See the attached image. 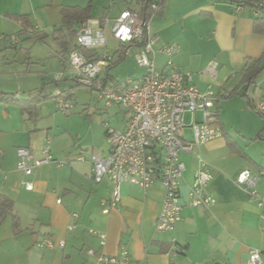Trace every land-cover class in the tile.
I'll list each match as a JSON object with an SVG mask.
<instances>
[{
	"label": "crops",
	"instance_id": "obj_1",
	"mask_svg": "<svg viewBox=\"0 0 264 264\" xmlns=\"http://www.w3.org/2000/svg\"><path fill=\"white\" fill-rule=\"evenodd\" d=\"M11 1L13 3L9 8L13 13L0 11L1 15H7H0V23L18 28L6 36L24 32L21 43L34 39L33 34L46 33L49 36L50 33L44 29L46 27L42 29L37 24L35 31L28 28L31 26L30 18L39 11L57 9L61 24L53 25V34L56 29L64 28L63 7H90V19L104 21L103 28L113 57V64L105 71L104 78H109V70L116 61L122 62L126 58L130 48H135L138 53L137 45L118 43L112 36L111 27L126 9L140 14L144 10L143 0H123L125 6L118 9L115 15L111 6L106 14L95 15V0L88 3H83L85 0H28L25 9L22 4L19 6L15 0ZM111 1L117 6L116 0ZM240 4L244 5L241 13L237 12ZM261 16L264 17V11ZM261 16L255 15L245 0H162L159 10L152 12L147 27L150 35L159 38L155 50L166 44L179 46L180 52L174 61L178 67L193 72L194 83L199 89L206 90L212 85L216 90L224 89L232 94L237 90L234 96L243 92L242 96L250 108V101L256 105L264 100V94L257 95V84L253 90L255 97L249 96L250 88L257 82L264 65L252 83L243 81L244 68L252 60L263 59L264 63V34L255 31V20ZM17 20L26 22L27 26H20ZM110 37L117 44L114 50L110 46ZM73 49L74 45H70L65 54ZM98 53L101 51L98 50ZM59 54L60 61L66 62V59H61L62 53ZM156 60L158 67H165L166 57L163 54H157ZM212 61L218 63L216 78L206 73ZM19 73L24 81L16 86L20 91L10 92L0 88V95L20 94V100L36 98L39 90H42V96L54 95L47 92L46 85L41 87L40 77L36 83L34 78L26 76L32 73L40 75V72L27 69ZM67 79L75 82L71 71L60 81ZM23 90H26L25 94ZM218 106L223 136L201 146L193 155H181L185 165L180 187L182 219L174 231L158 232L157 220L164 199V189L160 183L147 192L125 184L121 187L118 206L108 213L103 211L101 201L111 198L112 185L109 180L101 184L91 180V156L106 157L110 149L100 118L90 114L86 118L80 115L85 118L84 127L70 131L66 126L59 125L61 122L57 113L52 115L53 111L59 110H52V103L48 100L38 104L34 114L23 110L18 104L0 101V195L13 203V213L2 224L11 223L13 232L10 240L27 255L37 253L35 255L41 257L42 264H99L88 255L89 249L112 256L119 254L124 246L129 248L136 264H249L250 250L253 248L261 250L264 263V212L249 193L234 182L243 170L264 173V137L260 135L250 140L259 144L260 151L249 153L242 142L228 132L221 118V104ZM122 111L124 116L118 123L121 128L115 127L119 131L125 130L128 117V112ZM260 115L264 119V114ZM239 133L247 140L241 131ZM48 135L52 136V155L67 164L61 168L55 164L43 165L35 171L34 176L25 177L17 170L16 150L29 148L40 158ZM80 156H84L85 160L79 161ZM198 157L213 174L206 190L217 201L210 209L191 208L188 204L189 189L200 167ZM23 182L32 183L33 190H27ZM257 188L264 195V175ZM75 213L79 215L78 219L73 217ZM15 217L19 222L17 229L14 226ZM72 225L76 226L75 230L69 229ZM89 229L107 234L106 245L101 246L100 240L90 234ZM46 238L52 239L54 248L38 246ZM60 242L65 243L64 248L58 246Z\"/></svg>",
	"mask_w": 264,
	"mask_h": 264
},
{
	"label": "built area",
	"instance_id": "obj_2",
	"mask_svg": "<svg viewBox=\"0 0 264 264\" xmlns=\"http://www.w3.org/2000/svg\"><path fill=\"white\" fill-rule=\"evenodd\" d=\"M162 0L152 4V11L157 12ZM255 15L261 16L264 11V1L246 0ZM244 5L237 6L241 13ZM103 20L89 19L85 26L76 33L77 44L83 50H100L96 57H90L81 50L68 52L67 63L71 68L77 85L96 89L100 99L106 105H117L128 112L126 128L119 131L105 125L106 136L110 146L106 157L91 156V180L101 184L109 180L112 185V195L109 200H102L101 206L105 213L118 206L121 201V187L131 184L147 192L156 183L164 189L162 210L157 220L158 232L174 231L182 219L183 206L180 203V187L184 176L185 165L181 160L182 154L193 155L197 150L223 136L219 124V113L214 111L219 103L232 97V93L210 85L206 90L199 89L194 83L191 71L178 67L174 61L180 52L177 44L163 45L159 50L154 46L159 40L148 32L147 23L136 11L126 9L114 20L111 27L113 38L121 45H137V64L145 70L138 79L123 82L110 81L104 78L105 71L112 66L113 57L103 28ZM21 39L12 36L6 41V46H18ZM166 57L164 68L158 67L156 56ZM218 63L212 61L206 73L212 78L217 77ZM63 76H58L62 80ZM106 82V85H105ZM20 98V94L16 95ZM57 110L67 112L71 106L63 94L55 95ZM257 112L264 114V100L256 104ZM204 113L202 121L196 115ZM193 116L192 137L186 135V115ZM52 136L48 135L42 151V157H36L29 148L20 147L16 150L17 170L25 177L34 176L35 171L43 165L55 164L61 168L67 163L54 158L51 151ZM0 151V172H1ZM200 167L195 173L188 197L191 208L210 209L216 204V198L207 193V186L213 179L208 165L200 158ZM79 161L85 157L80 156ZM264 173L255 174L243 170L234 179L237 186L244 188L254 200L258 208L264 212V195L258 190V184ZM26 189L31 191L34 186L23 182ZM60 203V200H58ZM75 219L78 214H73ZM264 218V214H262ZM76 226H70L75 230ZM88 232L100 240L101 246L106 245L107 234L95 229ZM40 248H54L51 238L39 243ZM64 248L65 243L58 244ZM88 255L95 258L99 264H136L128 247L121 248L117 255L98 254L89 249ZM249 264H264L262 252L253 248L250 250Z\"/></svg>",
	"mask_w": 264,
	"mask_h": 264
},
{
	"label": "rangeland",
	"instance_id": "obj_3",
	"mask_svg": "<svg viewBox=\"0 0 264 264\" xmlns=\"http://www.w3.org/2000/svg\"><path fill=\"white\" fill-rule=\"evenodd\" d=\"M26 1L28 0H15V4H19V6L22 4L23 9H25L26 6L28 7ZM88 1L89 0H85L83 3H88ZM116 1L117 6H115L111 0H95V15H102V13L106 14L107 11L110 10V6L113 8V15H115L118 9L125 6L123 0ZM12 3L11 0H0V11L13 13L10 12L13 11L11 10L12 8H9ZM104 8L107 9L104 10ZM56 12L57 9L49 12L39 11L32 16V19L30 18L31 26H28V28L31 31H35V25L38 24L42 29L43 27H46L44 29L50 34L42 41H37L35 39L24 40L20 45L24 50L6 47V41L10 38L6 35L16 31L18 28L16 27L17 29H15L13 27L15 25H9L8 23H0V88L10 92L20 91L19 88H16L18 84L24 83V81L21 80L20 71L30 69L32 71L40 72V75L32 73L26 76L34 78L36 83L39 82L40 77L41 87L46 85L47 92H53L54 95L61 92L66 102L71 106V109L67 112L60 110L52 112V115L57 113L59 116L58 120L61 122L59 125L66 126L70 131H77L84 127L83 119L90 114L94 117L100 118L102 126H105L108 123L114 129L119 130L115 127L119 126L121 128L118 123L123 119L124 111L122 110L124 109H121L117 105H106V101L100 99V93L96 89L77 85L75 82L68 79L64 81L58 80V76H63L64 78L65 74L71 71V68L65 61H60L59 53L62 49L51 34L53 25L58 24L60 26L61 24L60 17L57 18ZM4 16L7 15H1V17ZM17 19L19 20V18ZM18 20L17 22L20 23ZM20 26L26 27V22L20 23ZM75 43L76 36H73L71 46ZM110 46L112 47V50L117 47V44L111 37ZM28 58L31 60L30 63L28 62ZM144 74L145 70L137 64V50L135 48H130L126 58L122 62L116 61L112 69L109 70V79L114 82H123L129 79L141 78ZM256 81L257 82H254V85L249 91V96L251 98L255 97L253 93L255 84L258 86L257 95L261 96L264 94V70L259 74ZM228 88H230V85L227 89ZM24 91L26 93V90H23V94H25ZM242 94L224 99L220 102L221 118L227 127L228 132L236 139L240 140L249 153H257V151H260L259 144L251 143L250 140L257 138L260 135L264 137V119L259 112L253 111L247 106L246 100ZM54 99L55 98L47 99L49 103H52V110H56ZM97 110H103V112ZM214 111H218L220 115L219 106H217ZM80 115H83L85 118L80 117ZM197 117L199 121H202L204 119V113L199 112ZM70 119L71 121H68ZM192 119L193 116L191 114L186 115V134L188 137H191L192 135L191 128H189L190 125H192ZM239 131L246 136L247 140L243 138ZM12 232L13 229L11 223H7L6 225L2 224L0 226V264H42L41 257L35 255L37 253L32 252L30 255H27L18 249L16 243L10 240Z\"/></svg>",
	"mask_w": 264,
	"mask_h": 264
},
{
	"label": "trees",
	"instance_id": "obj_4",
	"mask_svg": "<svg viewBox=\"0 0 264 264\" xmlns=\"http://www.w3.org/2000/svg\"><path fill=\"white\" fill-rule=\"evenodd\" d=\"M260 1V0H257ZM264 1V0H262ZM157 2V0H143L144 4V10L140 13V16L142 18H145V22L148 23L149 18L152 14V4ZM245 3L248 5V3L245 0ZM61 15L63 19V27L64 28H58L53 32V38L57 42V44L61 47L62 55L61 59H66L67 62V57L68 53L65 54V50L68 49V47L72 44V37L76 36V33L78 32L79 29L85 26L86 22L90 19V7L89 8H81V7H73V6H65L61 9ZM22 19V18H20ZM255 31L257 33L264 34V17H257L255 20ZM13 36H17L20 39L22 36H24V32H20L18 34H15ZM33 38L37 41H42L47 37L46 33H37L33 34ZM12 37V36H9ZM21 43V42H20ZM17 50H24L20 48V44L18 46L12 47ZM64 49V50H63ZM73 50H81L85 52L87 55L90 57H96L99 53L98 50H83L76 42L74 44V49ZM120 51V50H119ZM125 53V52H124ZM123 53V55H124ZM264 58V56L262 57ZM28 62H31L30 58H28ZM263 59H256L252 60L249 65H247L244 68V79L243 81L245 83H252L256 76L262 71L264 63ZM68 64V63H67ZM42 90H39L37 92V97L31 100H20L16 97V95H11V94H1L0 95V101L6 102V103H15L18 104L20 107H23V110H27L30 113H36L37 112V106L41 102L47 99L54 98V95L50 96H42L41 94ZM237 92L234 91L232 94V97L235 95ZM250 108L254 111L257 112L256 105L250 101L249 102ZM13 213V203L11 200L7 199L6 197L0 195V225L4 221V219ZM14 226L15 229L19 227V222L18 219L15 217L14 220Z\"/></svg>",
	"mask_w": 264,
	"mask_h": 264
},
{
	"label": "water",
	"instance_id": "obj_5",
	"mask_svg": "<svg viewBox=\"0 0 264 264\" xmlns=\"http://www.w3.org/2000/svg\"><path fill=\"white\" fill-rule=\"evenodd\" d=\"M144 22H145V18H143ZM105 85H106V82H105Z\"/></svg>",
	"mask_w": 264,
	"mask_h": 264
}]
</instances>
